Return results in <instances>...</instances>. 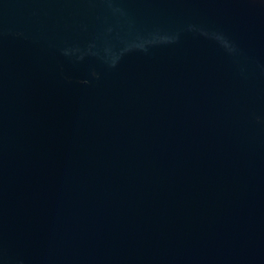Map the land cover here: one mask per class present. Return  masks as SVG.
Returning a JSON list of instances; mask_svg holds the SVG:
<instances>
[{"label":"water","instance_id":"95a60500","mask_svg":"<svg viewBox=\"0 0 264 264\" xmlns=\"http://www.w3.org/2000/svg\"><path fill=\"white\" fill-rule=\"evenodd\" d=\"M0 264H264V0H0Z\"/></svg>","mask_w":264,"mask_h":264}]
</instances>
